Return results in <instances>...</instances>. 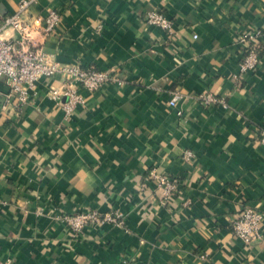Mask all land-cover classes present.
<instances>
[{
  "label": "crops",
  "instance_id": "0c3cea01",
  "mask_svg": "<svg viewBox=\"0 0 264 264\" xmlns=\"http://www.w3.org/2000/svg\"><path fill=\"white\" fill-rule=\"evenodd\" d=\"M22 1L0 0V21ZM51 10L61 20L47 34ZM150 11L172 20V34L145 20ZM27 17L31 42L52 59L116 69L125 85L80 88L84 103L66 117L50 96L57 74L39 81L19 117L0 110V259L264 264V221L253 247L232 228L245 207L264 212V36L261 64L245 75L238 43L264 29V0H37ZM207 94L227 107L205 106ZM155 170L182 181L174 199ZM85 211L118 212L122 223L76 236L63 216Z\"/></svg>",
  "mask_w": 264,
  "mask_h": 264
},
{
  "label": "built area",
  "instance_id": "2783aa9c",
  "mask_svg": "<svg viewBox=\"0 0 264 264\" xmlns=\"http://www.w3.org/2000/svg\"><path fill=\"white\" fill-rule=\"evenodd\" d=\"M36 2L37 0H23L15 14L6 16L0 21V110L3 114L10 118L19 117L24 107L30 103L39 81L52 79L57 74L62 75L63 83L60 87H52L50 96L61 105L66 117H72L76 108L84 103L79 92L80 88L97 91L108 84H117L121 87L125 85L120 72L116 69L100 70L94 66L61 64L52 59L41 46L33 45L31 35L34 25L28 20L27 15ZM60 20V13L56 10L49 11L43 20L45 33L54 31ZM145 20L168 33L173 32L172 20L161 12L150 11L146 14ZM8 29L17 32L15 41L4 37L3 34ZM263 36L264 29H253L239 37L238 43L243 50L242 75L259 68L263 52L261 43ZM182 97L181 93H174L169 102L170 107H176ZM200 100L207 107L217 103L227 107L223 99H218L212 94L202 95ZM260 141L264 144V129L261 130ZM195 157V153L191 150L183 153L186 161H191ZM151 177L165 200L174 199L182 181L161 175L156 170L151 173ZM121 218L122 215L118 212L101 215L97 211H85L63 216V221L74 235L81 236L86 228L93 225L121 224ZM263 221L264 212L247 206L233 220V232L247 247H253L261 240ZM0 264H12V262L0 259ZM118 264L132 263L123 260Z\"/></svg>",
  "mask_w": 264,
  "mask_h": 264
}]
</instances>
